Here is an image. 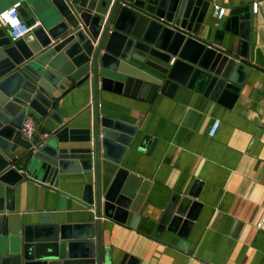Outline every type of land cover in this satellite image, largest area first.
Masks as SVG:
<instances>
[{"label":"water","instance_id":"1","mask_svg":"<svg viewBox=\"0 0 264 264\" xmlns=\"http://www.w3.org/2000/svg\"><path fill=\"white\" fill-rule=\"evenodd\" d=\"M51 2L58 12L51 26L40 24L17 40L0 28V264H113L103 243L106 221L127 224L131 217L129 225L137 228L142 217L134 212L138 199L129 171L120 167L138 126L101 114L99 91L152 102L186 86L225 99L241 90L251 69L252 15L249 6L234 8L209 43L200 38L212 28L206 0ZM20 14L24 18L22 9ZM229 30L240 35L234 52L221 49ZM85 83L93 90V123L70 128L55 108L54 93ZM27 115L48 116L59 129L45 139L37 140V131L27 139ZM70 173L92 175L77 199L81 220L41 211L26 224L14 214L18 193L32 184L57 190L60 175ZM197 184L173 196L157 220L155 239L177 240L173 245L188 249L202 205L195 200Z\"/></svg>","mask_w":264,"mask_h":264},{"label":"crops","instance_id":"2","mask_svg":"<svg viewBox=\"0 0 264 264\" xmlns=\"http://www.w3.org/2000/svg\"><path fill=\"white\" fill-rule=\"evenodd\" d=\"M206 1L212 28H204L200 38L209 43L218 38L217 29H224L234 8L250 7L253 61L239 92L231 90L225 99H212L180 86L146 102L99 91L101 114L138 126L120 167L129 171L138 199L134 212L142 217L137 228L129 225L131 217L127 224L106 221L103 243L113 264L125 255V264H264V229L257 225L264 222V0ZM254 1L259 4L257 13ZM17 2L29 24L40 21L51 26L58 16L51 0H0V13ZM216 5L227 8L221 20L214 16ZM0 28H5L1 21ZM239 39L238 33L225 31L221 49L234 52ZM61 94L54 93L55 108L64 122L70 128L90 127L92 86L85 83ZM215 119L220 125L211 137ZM36 120L37 140L59 129L48 116ZM111 178L107 174L104 181ZM91 180V174L70 173L60 175L57 190L32 184L17 194L14 214L26 224L35 223L41 211L57 212L68 222L81 220L84 213L77 199ZM196 182L200 193L195 200L202 205L187 239L188 249L173 245L177 240L169 244L155 239L157 220L173 196L186 195Z\"/></svg>","mask_w":264,"mask_h":264},{"label":"built area","instance_id":"3","mask_svg":"<svg viewBox=\"0 0 264 264\" xmlns=\"http://www.w3.org/2000/svg\"><path fill=\"white\" fill-rule=\"evenodd\" d=\"M16 5H19V7H16ZM20 6H21V2H17V3L13 4L9 8H7L1 12V13L10 12L11 9L15 8V11L11 12V17L18 20L19 21L18 24L13 25L8 20L0 18L1 23L3 24V26L5 28H7L8 32H9V34L13 40H17V39L24 37L25 35L30 33L35 27L40 25V21H36L34 24L27 23L22 18L21 14H20ZM258 7H259L258 2L254 1L252 4V9H253L254 13L258 12ZM213 13L217 19L221 20L226 15L227 8L224 6H221V5H216L214 7ZM219 125H220V120L215 119L209 128V135L211 137L216 134ZM37 129H38V123H37L35 116L27 115L26 118L24 119L23 125H22L23 136L27 139H32L34 137ZM49 135H50V133H47V132L44 133L42 135V139L47 138ZM257 225L259 228L264 229V222L263 221L259 222Z\"/></svg>","mask_w":264,"mask_h":264},{"label":"clouds","instance_id":"4","mask_svg":"<svg viewBox=\"0 0 264 264\" xmlns=\"http://www.w3.org/2000/svg\"><path fill=\"white\" fill-rule=\"evenodd\" d=\"M16 7H19V5H16ZM14 11H15V8L11 9L10 12L0 13V18L8 20L13 25L18 24L19 21L11 17V12H14Z\"/></svg>","mask_w":264,"mask_h":264}]
</instances>
